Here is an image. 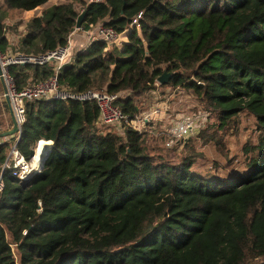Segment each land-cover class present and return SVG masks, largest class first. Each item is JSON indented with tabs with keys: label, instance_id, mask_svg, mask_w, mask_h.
Masks as SVG:
<instances>
[{
	"label": "trees",
	"instance_id": "trees-1",
	"mask_svg": "<svg viewBox=\"0 0 264 264\" xmlns=\"http://www.w3.org/2000/svg\"><path fill=\"white\" fill-rule=\"evenodd\" d=\"M50 0H0L16 13ZM85 6L82 27L104 24L118 34L140 20L122 48L94 42L59 74L83 92L126 93L118 105L134 117L138 99L167 87L202 102L220 126L242 113L258 125L245 173L203 177L194 161H171L152 136L99 129L96 104L36 101L18 149L26 159L40 141V174L21 181L6 169L0 194V264H264V0H72L33 17L19 50L43 55L67 44ZM10 49L0 16V52ZM19 89L44 82L52 66H11ZM12 143L0 144V168ZM19 258L17 259V256Z\"/></svg>",
	"mask_w": 264,
	"mask_h": 264
},
{
	"label": "built area",
	"instance_id": "built-area-1",
	"mask_svg": "<svg viewBox=\"0 0 264 264\" xmlns=\"http://www.w3.org/2000/svg\"><path fill=\"white\" fill-rule=\"evenodd\" d=\"M3 7L6 11H10L6 6ZM0 16L5 22V16ZM142 16V13L139 14L133 20L132 25L121 34L104 24H97L94 30L92 27L85 32L88 36L87 43L81 47H77L76 42L72 40L73 36H75V33H72L65 46L43 55L27 56L20 54L17 57H13L10 52L6 54L0 52V79L3 81L5 96L8 98L13 118L20 128V132L11 138L13 141L8 158L0 168V194L5 188L3 174L6 169L12 170V176L21 181H26L40 174L43 170L40 166V155L42 152L40 149H43L42 146H44L41 145V141L35 148L34 156L29 160L18 149L20 133L22 134V128L27 119V105L29 103L44 100L60 103L96 104L99 109L97 128L105 130L112 128L119 134L124 135V137L128 129H132L138 134H149L167 150L177 149L188 139L200 135L209 117L206 111L189 115L176 114L175 116L170 106L163 102L162 105L156 104L147 112L132 117L118 105L120 100L128 97L126 93L110 94L105 90L96 89L79 92L62 86L59 81V74L63 68L71 64L79 52L87 50L94 42L101 41L108 49L121 48L128 42L129 35L134 29L141 33L140 20ZM76 31L80 32L78 29L74 32ZM28 64L52 66L54 75L47 81L31 82L24 88L19 89L10 74L9 68ZM154 86L156 89L152 93H157L161 84L156 80Z\"/></svg>",
	"mask_w": 264,
	"mask_h": 264
},
{
	"label": "rangeland",
	"instance_id": "rangeland-1",
	"mask_svg": "<svg viewBox=\"0 0 264 264\" xmlns=\"http://www.w3.org/2000/svg\"><path fill=\"white\" fill-rule=\"evenodd\" d=\"M86 1L88 2V0ZM63 3H72V0H52V4L59 5ZM74 4L80 16L85 13L84 5L79 2H74ZM0 15L5 16L4 23L10 42L11 50L7 53L10 52L13 57H17L22 54L19 50L20 42L26 35V27L33 17L27 19L24 13H16L12 10L6 11L2 4H0ZM95 28L94 26L93 30ZM85 32L83 30L73 32L75 36L72 40L76 42L77 38L82 36L87 41L88 36ZM161 86L158 88L157 93L155 92L156 94L146 93L138 99L137 105L141 110L140 113L147 112L156 104L162 105L163 102H166L167 106H170L172 111L174 110L175 116L176 114H197L201 111H206L209 115L206 126L199 136L188 139L177 149L169 150L171 161L177 164L183 162L186 158L191 159L194 161L192 171L208 178L214 176L232 179L237 174L245 173L248 160L253 155H246L245 150L257 144L260 134L255 118L249 113H242L228 125L222 127L207 110L206 106L192 94L180 88L172 89ZM106 131L112 132V135L120 136L122 139L125 138L115 129L107 128ZM150 144L165 150L162 144L154 138H152ZM16 256L18 259L19 256ZM260 260L248 257L246 264H256ZM262 261H264V258H262Z\"/></svg>",
	"mask_w": 264,
	"mask_h": 264
},
{
	"label": "crops",
	"instance_id": "crops-1",
	"mask_svg": "<svg viewBox=\"0 0 264 264\" xmlns=\"http://www.w3.org/2000/svg\"><path fill=\"white\" fill-rule=\"evenodd\" d=\"M54 5H57V4H52V0H50L46 5L39 7L33 11L24 12V14H26L27 19L32 18L34 16H39L43 13V11L47 10L48 8ZM37 12H39L40 14H38ZM85 43L87 42L86 40L83 39L82 36L80 38H77L76 40V45H78L77 47H81ZM9 50H11V48ZM178 111H181V110H178ZM13 127H14L13 113H12L8 98L5 96V88H4L3 81L0 79V143H4L7 141L12 143L13 139L2 138L1 134L12 130Z\"/></svg>",
	"mask_w": 264,
	"mask_h": 264
},
{
	"label": "water",
	"instance_id": "water-1",
	"mask_svg": "<svg viewBox=\"0 0 264 264\" xmlns=\"http://www.w3.org/2000/svg\"><path fill=\"white\" fill-rule=\"evenodd\" d=\"M85 13H83L79 18H78V21H77V24H76V29L78 30H84V28L82 27V24L84 22V18H85ZM172 79V74L171 73H168V72H164L162 76H160L158 78V82L161 84V85H167L170 80ZM13 123H14V127L12 130L8 131V132H5L3 134H1V137L2 138H12L14 136H16V134H18L20 132V128L19 126L16 124L15 122V119L13 118ZM22 138V134L20 133V140ZM51 146V143L50 142H47V144L44 146L43 148V151L40 155V166L41 168L43 169L44 168V164H45V160H46V155H47V149Z\"/></svg>",
	"mask_w": 264,
	"mask_h": 264
},
{
	"label": "bare ground",
	"instance_id": "bare-ground-1",
	"mask_svg": "<svg viewBox=\"0 0 264 264\" xmlns=\"http://www.w3.org/2000/svg\"><path fill=\"white\" fill-rule=\"evenodd\" d=\"M41 142H42L41 145H44L45 146V144L43 143V141H41ZM44 146H42V147L44 148ZM40 150L43 151V149H40ZM44 150H45V148H44Z\"/></svg>",
	"mask_w": 264,
	"mask_h": 264
}]
</instances>
